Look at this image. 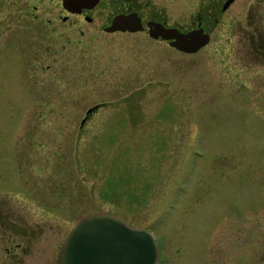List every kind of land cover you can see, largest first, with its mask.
<instances>
[{
	"label": "rangeland",
	"instance_id": "1",
	"mask_svg": "<svg viewBox=\"0 0 264 264\" xmlns=\"http://www.w3.org/2000/svg\"><path fill=\"white\" fill-rule=\"evenodd\" d=\"M149 2L188 22L199 0ZM62 11L0 0V221L51 220L54 254L106 211L151 232L159 264H264V0L194 53Z\"/></svg>",
	"mask_w": 264,
	"mask_h": 264
},
{
	"label": "water",
	"instance_id": "2",
	"mask_svg": "<svg viewBox=\"0 0 264 264\" xmlns=\"http://www.w3.org/2000/svg\"><path fill=\"white\" fill-rule=\"evenodd\" d=\"M95 0H63L71 12L90 7ZM234 0H226L225 9ZM149 37L169 46L194 53L209 42V33L202 29L182 31L161 22H147ZM143 23L137 12L115 14L103 28L105 32H138ZM94 107H97L94 106ZM93 107V108H94ZM92 108V109H93ZM87 110L80 128L94 110ZM155 236L143 228L128 225L112 213L101 211L78 216L61 243L57 264H159Z\"/></svg>",
	"mask_w": 264,
	"mask_h": 264
},
{
	"label": "flooded vegetation",
	"instance_id": "3",
	"mask_svg": "<svg viewBox=\"0 0 264 264\" xmlns=\"http://www.w3.org/2000/svg\"><path fill=\"white\" fill-rule=\"evenodd\" d=\"M235 1L223 9L226 0H199L188 22H180L179 20L168 22L166 14L162 10L159 11L151 7L149 0H95L93 5L81 8L79 12L68 11L63 7V0H60L64 14H58V17L63 23L72 20L71 17H74L79 24L92 25L94 28L105 32L103 28L110 23L115 14L134 11L141 17L144 28L142 31L148 30L147 22L149 21L161 22L165 26L176 27L182 31L202 29L209 33L210 41L211 34L217 29L222 18ZM74 23L71 22L72 25ZM254 48L259 60L257 62L264 61V47L256 43ZM94 106L88 107L86 110H91ZM104 106L106 103L97 104L87 119ZM71 227L66 230L53 254L52 247L55 239L52 235H46L48 229L51 231L54 228L51 220L27 216L1 220L0 242L4 241L5 246L0 264H57L59 247Z\"/></svg>",
	"mask_w": 264,
	"mask_h": 264
}]
</instances>
